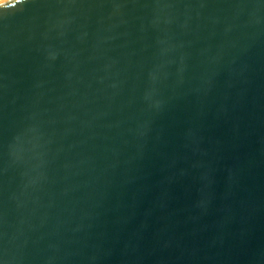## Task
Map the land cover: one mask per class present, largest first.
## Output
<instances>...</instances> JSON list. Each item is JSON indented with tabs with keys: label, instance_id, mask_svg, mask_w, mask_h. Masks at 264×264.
Here are the masks:
<instances>
[{
	"label": "water",
	"instance_id": "95a60500",
	"mask_svg": "<svg viewBox=\"0 0 264 264\" xmlns=\"http://www.w3.org/2000/svg\"><path fill=\"white\" fill-rule=\"evenodd\" d=\"M0 264H264V0L1 1Z\"/></svg>",
	"mask_w": 264,
	"mask_h": 264
},
{
	"label": "bare ground",
	"instance_id": "6f19581e",
	"mask_svg": "<svg viewBox=\"0 0 264 264\" xmlns=\"http://www.w3.org/2000/svg\"><path fill=\"white\" fill-rule=\"evenodd\" d=\"M3 1V0H0V2Z\"/></svg>",
	"mask_w": 264,
	"mask_h": 264
}]
</instances>
